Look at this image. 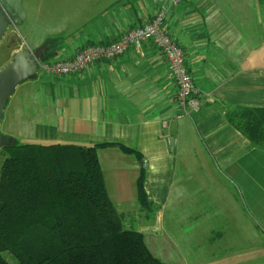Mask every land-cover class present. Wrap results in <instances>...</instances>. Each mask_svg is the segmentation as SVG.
Listing matches in <instances>:
<instances>
[{"label": "crops", "instance_id": "0c3cea01", "mask_svg": "<svg viewBox=\"0 0 264 264\" xmlns=\"http://www.w3.org/2000/svg\"><path fill=\"white\" fill-rule=\"evenodd\" d=\"M77 1L74 23L33 46L17 44L11 56L39 48L45 62L69 59L85 45L118 40L164 9L161 29L183 52L197 110L184 113L165 56L145 41L73 75L39 70L11 96L8 134L36 144L103 145L97 155L106 190L128 224V212L139 208L137 179L144 171V190L159 211L152 227L144 210L132 218L155 255L167 250L164 258L178 264H264V149L226 117L238 107L264 108V3ZM64 35L70 37L59 49L41 48ZM165 210L172 211L171 235L163 230ZM142 214L146 223L139 221Z\"/></svg>", "mask_w": 264, "mask_h": 264}, {"label": "trees", "instance_id": "16d2710c", "mask_svg": "<svg viewBox=\"0 0 264 264\" xmlns=\"http://www.w3.org/2000/svg\"><path fill=\"white\" fill-rule=\"evenodd\" d=\"M62 40L55 37L47 50L55 51ZM226 117L252 146L264 149V108L238 107ZM101 146L52 142L4 148L0 264H10L3 253L16 264H164L142 233L124 225L110 199L97 155ZM143 181L141 171L137 202L149 211L153 203Z\"/></svg>", "mask_w": 264, "mask_h": 264}, {"label": "rangeland", "instance_id": "374dc122", "mask_svg": "<svg viewBox=\"0 0 264 264\" xmlns=\"http://www.w3.org/2000/svg\"><path fill=\"white\" fill-rule=\"evenodd\" d=\"M78 1L77 0H22V7L26 15V20L23 21L20 24H17L15 26L9 27L7 32H5L3 38L0 41V69L6 66V64L11 60V54L10 50L12 47L16 46L17 44H28L30 46H33L35 42L39 41L40 38L43 40L44 36L47 34H55L57 30H60V28L63 27V25L74 23V19L77 17L76 11L78 10ZM63 18V19H62ZM72 31L66 32L71 34ZM70 37V35H64V40H67ZM46 38V37H45ZM12 98L10 102L7 104L5 111L3 113V119L0 125V133L4 135H9L8 133L12 129L13 125V105ZM16 144H28V143H34L31 140L27 138H18L16 141ZM37 144H47V143H37ZM8 156L7 151L2 148L0 149V168L2 165L3 160ZM202 197L197 196L195 199H200ZM132 205V204H131ZM133 209L138 208L135 203L133 204ZM140 206L137 209L140 210ZM137 210H132L128 212L129 219L131 218L130 223L128 224V221H126L127 213L123 217L124 225L129 227H132L133 230L136 228L135 220L132 217L135 216L134 212H137ZM154 210V207L148 211L144 210V216L147 218L151 217L153 220H149V226L152 227L155 225L154 223V217L157 214L159 210ZM153 211V212H152ZM171 210H165V221L162 222L163 224V230L166 235H171ZM143 214L139 218V221L142 223H146V219H144ZM145 217V218H146ZM200 223V221H199ZM256 226L259 227V229L262 231V227L256 223ZM185 230H187L186 226L183 227ZM215 228V227H214ZM245 229L247 228V225H245ZM146 245L151 251V253L162 260L164 264H178L175 260H167L164 258V255L167 254V250L164 254L155 255L152 247V243L149 238L146 240ZM3 256L6 258V260L10 264H16L15 259H13L8 253H3ZM159 256V257H158Z\"/></svg>", "mask_w": 264, "mask_h": 264}, {"label": "built area", "instance_id": "2783aa9c", "mask_svg": "<svg viewBox=\"0 0 264 264\" xmlns=\"http://www.w3.org/2000/svg\"><path fill=\"white\" fill-rule=\"evenodd\" d=\"M178 1L171 0V3L175 5ZM164 18L165 10L159 9L149 23L129 30L118 40L108 44L85 45L69 59L40 63L39 70L50 76L73 75L95 61L109 60L120 56L129 45L152 41L166 58L167 69L176 82L179 104L184 113L196 111L198 91L185 66L182 50L161 29ZM166 125L167 123L164 121L163 126ZM175 140V138L167 137L166 142L173 145Z\"/></svg>", "mask_w": 264, "mask_h": 264}, {"label": "water", "instance_id": "95a60500", "mask_svg": "<svg viewBox=\"0 0 264 264\" xmlns=\"http://www.w3.org/2000/svg\"><path fill=\"white\" fill-rule=\"evenodd\" d=\"M24 20L22 0H0V41L9 27L20 24ZM67 40L61 41L56 50ZM47 44V42L44 43L41 48H47ZM40 50L39 48L22 49L16 52L6 66L0 69V125L5 108L15 89L23 82L36 78L40 63L45 62L39 54ZM16 140L10 135L0 133V149L17 145Z\"/></svg>", "mask_w": 264, "mask_h": 264}]
</instances>
